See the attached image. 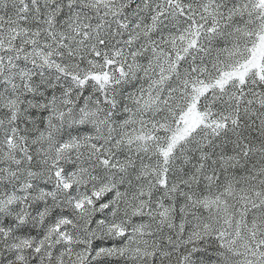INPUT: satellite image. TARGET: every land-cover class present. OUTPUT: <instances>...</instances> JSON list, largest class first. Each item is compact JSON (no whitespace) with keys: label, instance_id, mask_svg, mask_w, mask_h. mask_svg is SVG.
<instances>
[{"label":"snow or ice","instance_id":"obj_1","mask_svg":"<svg viewBox=\"0 0 264 264\" xmlns=\"http://www.w3.org/2000/svg\"><path fill=\"white\" fill-rule=\"evenodd\" d=\"M0 264H264V0H0Z\"/></svg>","mask_w":264,"mask_h":264}]
</instances>
